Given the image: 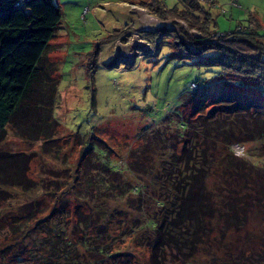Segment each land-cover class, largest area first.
<instances>
[{
  "label": "trees",
  "instance_id": "1",
  "mask_svg": "<svg viewBox=\"0 0 264 264\" xmlns=\"http://www.w3.org/2000/svg\"><path fill=\"white\" fill-rule=\"evenodd\" d=\"M139 5L161 21L179 20L198 34L180 30L173 35L171 56L181 58L176 53L180 49L187 55L182 58L199 59L196 66L215 67L219 78L228 75L264 86V27L256 20L220 34L206 6L191 0L181 9L168 10L158 0ZM60 22L59 10L48 0H0V146L9 129L29 144H41L42 154L58 153L51 150L57 142L58 81L47 54ZM161 33L144 38L155 44ZM118 34L114 31L103 44ZM98 54L99 49L92 53L94 67ZM200 87L192 84L190 94ZM194 97L184 106L196 101ZM238 99L242 104L237 99L235 105L226 102L207 116L196 104L191 114L175 116L173 124L184 130L180 152L171 160L152 161L148 170L146 185L156 198L143 192L146 185H133L126 177L132 169L117 172L99 158L104 152L109 158V151L94 138L89 141L95 146L83 149L73 174L42 181L38 197L31 190L22 200H6L1 194L0 223L6 220L10 225H0V264H131L122 251L126 239L146 251L147 264H194L199 259L264 264V167L236 158L230 149L259 143L250 156L264 152V109ZM85 137L74 142L85 146ZM30 163L31 159L26 167ZM127 163L132 164L130 156ZM26 178L19 177L20 183L38 186ZM1 190L11 188L0 183ZM195 190V203L183 211ZM134 210L140 217H130ZM257 217L259 224L252 226Z\"/></svg>",
  "mask_w": 264,
  "mask_h": 264
},
{
  "label": "rangeland",
  "instance_id": "2",
  "mask_svg": "<svg viewBox=\"0 0 264 264\" xmlns=\"http://www.w3.org/2000/svg\"><path fill=\"white\" fill-rule=\"evenodd\" d=\"M48 1L61 16L47 54L48 62L55 67L53 77L58 81L54 111V119L58 123L57 142L51 149L58 150V153L42 154L41 144H29L7 129V138L0 146V183L11 188L8 192L0 191L6 200H22L29 190L38 197L40 194L36 189L42 187V181H60L73 174L83 149L91 143L95 146V141L90 142V138L107 145L109 158L106 152L99 158L108 160L112 169L117 172L132 169L126 177L133 185H146L152 161L157 164L164 158L171 160L180 152L179 142L183 141L181 134L184 130L183 125L180 124L179 128L174 125L175 116L191 114L198 106L207 116L221 105L226 107V102L235 105L237 99L242 104L243 99H238L239 96L264 109V86L253 84L254 81L228 78V75L219 78L215 67L196 66L199 59L191 56V59L182 58L187 55L180 49L176 53L181 58L171 56L176 40L173 35L180 30L193 37L198 34L189 31L187 25L179 20L161 21L139 5L152 0ZM158 1L170 10L175 7L181 9L187 0ZM213 2V8L209 9L208 4L200 5L206 6L216 20V31L220 34L234 30L238 24L247 26L255 17L264 23V0ZM231 3H236L234 9L229 6ZM220 9H225L227 14L221 15ZM158 30L163 33L156 37L155 44L144 38L145 34ZM114 31H118V38L104 45ZM96 49H99V54L94 67L91 58ZM196 82L202 87L197 93L190 94V87ZM193 95L192 100L196 101L184 106ZM84 136L87 140L85 146H78L74 141ZM239 146L244 148V159L254 167H264V152L258 157L250 156L254 152L251 149L258 148L259 143ZM129 156L131 165L127 163ZM30 159L31 163L26 167ZM204 171L202 168L198 173ZM23 174L27 175L26 180L38 183V186L31 187L28 181L20 183L19 177ZM7 182L9 185H6ZM151 190L147 186L143 192L156 198ZM136 193V190L132 191V194ZM191 194L182 205L185 212L195 203L198 191ZM6 200L3 199V202ZM130 217L140 216L134 210ZM259 222L257 217L252 226H257ZM1 224L5 227L10 225L6 220ZM252 226L249 230L253 229ZM122 251L131 264H147L146 251L136 247L129 239L125 240ZM211 262L199 259L194 264Z\"/></svg>",
  "mask_w": 264,
  "mask_h": 264
},
{
  "label": "built area",
  "instance_id": "3",
  "mask_svg": "<svg viewBox=\"0 0 264 264\" xmlns=\"http://www.w3.org/2000/svg\"><path fill=\"white\" fill-rule=\"evenodd\" d=\"M193 2H196L198 4H202V3H205V4H208V5H211L213 4V0H191ZM230 7H236V3H231L229 5ZM221 14H225L226 12L224 10H220ZM231 152L233 153V155L236 157V158H243L245 157V153H244V148L239 146V145H233L231 148Z\"/></svg>",
  "mask_w": 264,
  "mask_h": 264
},
{
  "label": "crops",
  "instance_id": "4",
  "mask_svg": "<svg viewBox=\"0 0 264 264\" xmlns=\"http://www.w3.org/2000/svg\"><path fill=\"white\" fill-rule=\"evenodd\" d=\"M231 8L234 9L235 7H234V8L231 7ZM255 20H256L257 22H259V24H260L262 27H264V23H263L262 21H260L259 19L257 20L256 17H255Z\"/></svg>",
  "mask_w": 264,
  "mask_h": 264
}]
</instances>
